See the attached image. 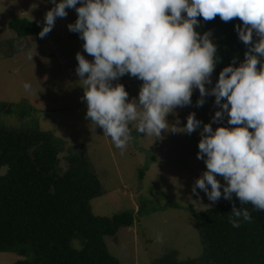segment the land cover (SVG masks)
<instances>
[{
	"label": "clouds",
	"instance_id": "1",
	"mask_svg": "<svg viewBox=\"0 0 264 264\" xmlns=\"http://www.w3.org/2000/svg\"><path fill=\"white\" fill-rule=\"evenodd\" d=\"M54 7L44 18L39 33L44 38L56 19L75 9L78 18L68 30L78 33L83 49L94 57L76 54V74L83 83L86 119L103 129L117 149L125 150L130 141V124L140 134L161 138L167 132V117L178 107L192 103L193 90L198 89L203 106L209 95L220 108L212 123L222 121L227 113L229 125L204 124L200 131L197 159L206 171L192 187V194L202 190L213 203L221 197L232 201L233 194L241 204L264 210V0H51ZM80 4V7H76ZM186 14V15H185ZM219 15L224 22L239 18V39L248 46L239 67H225L209 91L218 57L211 31H196L202 17L205 21ZM255 35L259 38L253 43ZM259 65V68H258ZM130 74L143 81L138 98L129 102L123 84L112 81ZM26 91L31 85L24 84ZM226 100V102H224ZM202 121L195 113L179 132L192 134L200 130ZM174 128H177L173 126ZM250 129L252 131H250ZM171 132H177L175 130ZM222 176V184L217 176ZM210 186V189H209ZM223 189V192L221 191ZM233 227L250 221L247 208L233 202ZM162 241V236L157 237Z\"/></svg>",
	"mask_w": 264,
	"mask_h": 264
},
{
	"label": "rangeland",
	"instance_id": "2",
	"mask_svg": "<svg viewBox=\"0 0 264 264\" xmlns=\"http://www.w3.org/2000/svg\"><path fill=\"white\" fill-rule=\"evenodd\" d=\"M52 7L51 0H0V128L23 131L39 126L88 157L103 186V196L91 202L93 214L109 218L127 212L137 215L133 227L105 239L110 253L121 264H155L175 251L181 263L198 259L204 254L197 228L201 214L238 200L233 194L232 201L222 196L213 203L200 189L199 196L192 194L195 181L207 170L197 153L203 125L212 123L220 110L215 97L207 96L203 106L197 107L200 93L194 89L192 103L176 108L167 117L170 126L161 138L140 134L131 124L133 133L126 149H117L102 128L85 118L87 104L82 101L83 83L76 74V54L85 55L89 61L94 57L84 52L80 35L68 30V24L78 18L75 9H66L67 17H58L44 38H18L9 27L12 20L25 18L43 28L45 14ZM210 79L212 83L206 84L209 91L217 82L213 76ZM25 83L31 85V90H25ZM111 83L122 84L121 78ZM126 84L130 102L138 98L143 81L127 74ZM5 104L16 107L8 112L3 108ZM191 113L203 122L200 130L192 134L179 132ZM228 119L225 113L222 121L212 123L213 129L239 126L229 125ZM61 169L67 170L64 157ZM7 172V168L2 169L0 176ZM217 179L225 183L222 176ZM169 204L174 206L167 207ZM142 206L145 210L139 215ZM74 245L82 248L79 241ZM24 249L25 255L0 253V264L33 260L32 247Z\"/></svg>",
	"mask_w": 264,
	"mask_h": 264
},
{
	"label": "trees",
	"instance_id": "3",
	"mask_svg": "<svg viewBox=\"0 0 264 264\" xmlns=\"http://www.w3.org/2000/svg\"><path fill=\"white\" fill-rule=\"evenodd\" d=\"M186 15V14H185ZM200 21L196 31H211L217 45V65L212 76L227 66L239 67L248 50L238 37L239 18L224 22L219 15ZM9 27L18 38L39 35L42 27L25 18L14 19ZM254 33L253 43L258 41ZM264 60V57H261ZM259 68V65H258ZM127 74L121 77L125 90ZM11 112L16 105H3ZM133 133V126L130 124ZM62 157L67 170L61 169ZM0 253L25 255L31 246L34 259L15 264H121L109 251L106 238L135 225L137 215L127 212L112 218L95 216L91 202L103 196L102 183L88 157L67 141L39 126L23 131L0 128ZM145 175L141 173L142 180ZM247 208L250 221L233 227V203L203 212L197 228L204 242V254L190 263H181L177 252L159 259L155 264H264V210L253 205L234 202ZM173 207L169 204L167 207ZM145 206L141 207L142 215ZM79 241L82 248L74 243Z\"/></svg>",
	"mask_w": 264,
	"mask_h": 264
}]
</instances>
